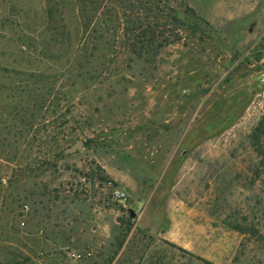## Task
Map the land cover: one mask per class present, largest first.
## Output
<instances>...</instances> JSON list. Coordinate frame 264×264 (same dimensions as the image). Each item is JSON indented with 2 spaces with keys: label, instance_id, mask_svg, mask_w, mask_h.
<instances>
[{
  "label": "rangeland",
  "instance_id": "obj_1",
  "mask_svg": "<svg viewBox=\"0 0 264 264\" xmlns=\"http://www.w3.org/2000/svg\"><path fill=\"white\" fill-rule=\"evenodd\" d=\"M55 1L0 0V264H264V0H159L149 57Z\"/></svg>",
  "mask_w": 264,
  "mask_h": 264
},
{
  "label": "trees",
  "instance_id": "obj_2",
  "mask_svg": "<svg viewBox=\"0 0 264 264\" xmlns=\"http://www.w3.org/2000/svg\"><path fill=\"white\" fill-rule=\"evenodd\" d=\"M108 3H112L109 11H107ZM160 4L159 0H59L48 4L50 8L47 13L50 19L53 16H58L59 21L56 20V22L62 23L63 10L67 5H72L79 26L77 39L82 34L81 39L83 40L85 37L86 43L91 42L94 49L105 39L103 24L110 25L116 30L124 24L121 28L122 36L124 39L127 38L125 41L129 51L138 57H149L157 55L159 49L163 47L162 44L169 45L171 43L160 40L163 37V30L167 26L163 20L170 19L174 27L182 24L174 8L171 7L169 13L165 15ZM185 13L197 18L196 12L191 8H187ZM198 30L205 33L200 28ZM95 57V55L87 57V67H85L87 71ZM93 71L95 72V69ZM253 142L254 146L260 149V154L263 157V170L259 174L264 175V118L254 132ZM229 225L243 235L250 234L254 237L258 235V239L264 243V236L259 234L260 232L255 226L240 221L229 222Z\"/></svg>",
  "mask_w": 264,
  "mask_h": 264
},
{
  "label": "built area",
  "instance_id": "obj_3",
  "mask_svg": "<svg viewBox=\"0 0 264 264\" xmlns=\"http://www.w3.org/2000/svg\"><path fill=\"white\" fill-rule=\"evenodd\" d=\"M264 79V74H263ZM113 196L115 199H118L121 202H125L128 199L127 193L121 190H114ZM83 260V254L79 252H73L68 254V263L67 264H81Z\"/></svg>",
  "mask_w": 264,
  "mask_h": 264
},
{
  "label": "water",
  "instance_id": "obj_4",
  "mask_svg": "<svg viewBox=\"0 0 264 264\" xmlns=\"http://www.w3.org/2000/svg\"><path fill=\"white\" fill-rule=\"evenodd\" d=\"M182 118V116H176L173 121L171 122V124L169 125V127H173L175 126L179 120ZM84 149V145L82 141H78L76 144L72 145L71 147L67 148L65 150V154L66 155H70V154H75L78 151H82ZM134 216V214L132 215Z\"/></svg>",
  "mask_w": 264,
  "mask_h": 264
}]
</instances>
